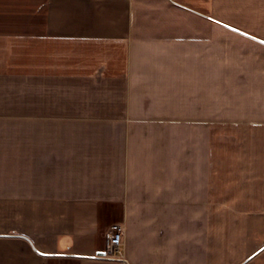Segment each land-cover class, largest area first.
Instances as JSON below:
<instances>
[{
	"label": "crops",
	"instance_id": "obj_1",
	"mask_svg": "<svg viewBox=\"0 0 264 264\" xmlns=\"http://www.w3.org/2000/svg\"><path fill=\"white\" fill-rule=\"evenodd\" d=\"M0 264H264V0H0Z\"/></svg>",
	"mask_w": 264,
	"mask_h": 264
},
{
	"label": "built area",
	"instance_id": "obj_2",
	"mask_svg": "<svg viewBox=\"0 0 264 264\" xmlns=\"http://www.w3.org/2000/svg\"><path fill=\"white\" fill-rule=\"evenodd\" d=\"M111 237L108 241L106 255H114L123 245L124 227L122 225H114L111 229Z\"/></svg>",
	"mask_w": 264,
	"mask_h": 264
},
{
	"label": "water",
	"instance_id": "obj_3",
	"mask_svg": "<svg viewBox=\"0 0 264 264\" xmlns=\"http://www.w3.org/2000/svg\"><path fill=\"white\" fill-rule=\"evenodd\" d=\"M106 254V252H104V255Z\"/></svg>",
	"mask_w": 264,
	"mask_h": 264
}]
</instances>
